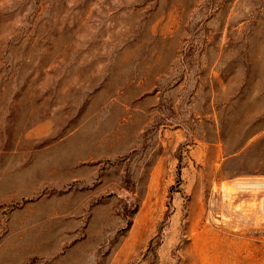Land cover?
Here are the masks:
<instances>
[{"label":"rangeland","instance_id":"rangeland-1","mask_svg":"<svg viewBox=\"0 0 264 264\" xmlns=\"http://www.w3.org/2000/svg\"><path fill=\"white\" fill-rule=\"evenodd\" d=\"M0 264H264V0H0Z\"/></svg>","mask_w":264,"mask_h":264}]
</instances>
